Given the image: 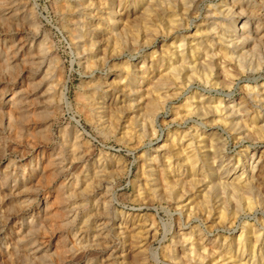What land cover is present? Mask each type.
Wrapping results in <instances>:
<instances>
[{
  "label": "bare ground",
  "instance_id": "obj_1",
  "mask_svg": "<svg viewBox=\"0 0 264 264\" xmlns=\"http://www.w3.org/2000/svg\"><path fill=\"white\" fill-rule=\"evenodd\" d=\"M65 2L64 9L72 17L71 24L76 26L77 38L81 42L80 58L89 64L90 58H105L104 55L109 51L111 62L114 61L116 66L118 63L122 65L118 74L100 72L98 75L94 73L87 77L91 84L86 97L94 107L93 120L109 131L113 126H120V122L116 123V115L122 111L121 109L134 112L143 110L147 116H145L147 127L143 126L142 132L150 138L147 143L149 150L144 154L141 163L142 186H138L136 190L135 201L141 200L151 204L154 199L151 201L149 197L164 199L169 196L171 199V195L174 194L175 197L172 198L174 202L171 205L175 209L174 213L184 220V226L180 224L181 227L175 231V236H172L175 240L172 250L168 251L165 248L168 251L164 250L166 257L172 261L186 259L196 264H264V211L258 226L254 222L246 221L237 233L234 226L239 221L240 214L232 211L227 215L226 208L219 202L211 209L213 212L205 209L206 213L202 214V229L197 225L192 226L190 222L192 206L195 204L189 207L187 204L181 205L178 201L186 196L187 186L193 189L201 183L210 184V188H215V191L231 190L245 198L247 211L254 209L257 201L254 204V201L245 195L256 193L259 197L255 199L263 204L264 208V148L259 149L258 143L252 142L243 146L240 154L228 155L224 146L226 140L220 141L216 131L220 125L233 129L232 140L236 143L251 139L253 135L264 142V0H65ZM33 4L31 0H0L1 24L10 28L13 26L21 28V25L26 23L27 29L33 31L32 37L27 38L6 36L5 32H0V67L9 69L22 63L34 67L36 72L27 77V83L35 90L33 95L37 104L47 102L45 110L51 109L49 112L54 116L52 118L56 119L62 113L64 103L67 104L69 101L66 95V81L57 95L51 93L54 80L47 77L50 63L45 62L43 55L49 49L46 43L47 36L44 33V37H39L42 21ZM163 18L165 23L160 26L157 23L154 27L153 22L158 19H162L163 22ZM221 20L225 22L222 23ZM134 23H140L142 27L143 32L135 36H140V40H143L146 48H142L145 54L125 59L124 55L117 51L115 40L121 38L125 30H131ZM130 32L127 31L129 34ZM158 37H161L163 42L158 53L156 54L157 51L154 49L148 51ZM195 39L200 40L193 42ZM203 43L208 47L203 46L204 49H201L204 51L200 52ZM209 60H212L214 66ZM198 65L211 67L209 75L212 79L223 75L222 84L213 81V86L221 84L229 88L235 85L244 92V95L239 99L232 98L230 93L225 95L226 99L199 94L184 96L182 104L170 106V113L163 123L173 125L180 119H185V123L191 122L188 118L194 110L203 111L202 114L208 119L194 121L195 125H190V129L176 123L178 126L175 130L168 131L166 137L158 138L155 126L162 116L163 105L168 102L172 105L171 99L181 95L180 91L183 89L181 76L188 74ZM164 68L168 69V72L164 73ZM215 68H218L219 72H216ZM112 77H117L118 81L112 82L114 79L110 81ZM7 83L0 92V114L2 124L4 123L8 131L14 124L15 112H18L19 116L28 112L27 99L30 94L23 95L15 90L17 84L11 87L12 85ZM22 83L23 81L18 82L19 85ZM160 86H165L163 92L158 89L161 93L156 90ZM53 98H56L55 103ZM247 103L251 105L249 109L246 108ZM6 105H10L9 111H4ZM51 122L50 119L46 121L49 125ZM119 130L123 131V128L120 127ZM72 131L76 135L69 142L71 144L68 143L70 150L68 149V153L66 149L65 157L59 153L49 152L45 146H41L34 162L30 158L25 164L26 167L13 165L14 170L20 167V172L12 175L8 171L9 167H6L3 173L4 176H8V180L2 185V189L6 191L4 194L10 204L17 205L24 191L28 189L27 185L33 181L34 175L39 176L46 167L65 169L66 166L69 167L75 161L76 163L79 161L80 165L74 166V172L71 174L68 172L70 175L66 176L59 186L66 194L62 200L68 202L67 206L64 205L67 213L63 220L64 225H75L78 217L75 211L79 208L85 210L82 219L80 218V227L76 225L78 228L72 229L74 243L71 244L69 253L74 254V248L80 250L102 248L104 252L113 249V252L106 254L107 257L104 254L92 257V264H127V258L134 246L139 244L140 248L148 246L150 240L156 236V229L149 226L145 216L136 210H118L113 204L111 189L117 175H113L110 162L104 163L99 157L85 158L83 152L78 150L84 139L82 133L77 134L75 128ZM123 133H126V130ZM188 136L192 140L184 143ZM222 142L224 144H221ZM163 149H169L173 153L164 159L158 157L159 153L153 155V152ZM202 149L205 150V157L201 155ZM173 155L175 159H169ZM28 167L31 168L30 171L27 170ZM261 189L263 192H260ZM35 193L34 198L38 196L37 192ZM47 202L45 201L44 206H38L35 211L30 209L31 202L24 206H20V202L16 212L6 218V224L13 223L15 226L16 221L19 222V228L15 232L17 237L15 251L19 248L16 252L30 261L38 258L37 254L41 251L39 246L43 244L41 241L43 238L40 231H43L47 210L50 208ZM200 202L204 204L206 199L202 197ZM111 211L115 213L114 218ZM27 215L30 216L28 221L25 219ZM225 220L227 229L232 232H227V235L225 231L220 230L221 232L217 231L213 235L207 222L216 221L217 225L224 223ZM110 233L115 236L118 246L114 244L113 239H109ZM47 249L48 247L45 251ZM77 252L79 253L78 250ZM115 253L117 256L109 262L107 258H111ZM117 257H121V261H118Z\"/></svg>",
  "mask_w": 264,
  "mask_h": 264
},
{
  "label": "rangeland",
  "instance_id": "obj_2",
  "mask_svg": "<svg viewBox=\"0 0 264 264\" xmlns=\"http://www.w3.org/2000/svg\"><path fill=\"white\" fill-rule=\"evenodd\" d=\"M64 2L65 0L64 1L63 0H31V3L35 4L42 21L41 29L39 31V37L40 38L44 37L43 35L44 33L47 36V38L46 36L45 38L47 39L46 43L48 44L49 49L45 51L43 55L45 57L44 58L45 62L50 63V71L48 74L49 76L47 75V77L48 78L50 77L51 79L54 80L52 83L53 89L51 90V93L54 95L56 93L58 94V92L62 89L63 82L66 81V93H67L66 95L69 101L67 104L64 103L61 109L62 113L59 114L56 119L52 118L54 116H52L51 113L49 112V110L51 111V109L45 110V106H47V102L44 104L39 102L40 104L38 105L37 101H35L36 99L35 96L33 95V92L35 90H33L30 87V85H28L27 83V77L36 72L35 71L36 69L34 67L26 63H22V64L20 63L21 65L9 69H4L0 67V87H1L0 92L3 89L2 87H5L7 82L8 85H12L11 87H13V84L19 85L18 82L23 81L21 85L19 86L16 85L15 90H18L19 93L23 95L30 94V96L27 99L28 112L23 115L20 114L19 116V113L14 111L16 113V114L14 113L15 120L10 130L7 131L6 127L4 126V123L2 124V116L0 114V228H1L0 229V264H75V263L92 264V259H91L92 257L93 258H95L96 256L99 257L102 254H104V256L107 257L108 252L109 253L110 251L113 252V249L109 251L106 250L104 252L102 248L101 249L85 248L83 250L74 248L75 251L74 254L69 253L71 244L73 245L74 243L72 242L74 240L72 237V229L73 228L75 229L77 227L76 225L80 224V220L82 219L81 216L84 215L85 210L79 208L75 211L78 216L77 217L78 220L76 219L75 221L76 223L74 222L75 225L74 224L64 225L65 221L63 220L67 216V213L65 212L66 210L65 206L68 205V202L62 200L66 197V194H64V190L60 189L59 186L61 182L64 180V178H66V176H69L72 172H74L75 169L74 166L78 167V165H80L79 161H77V163L75 161L74 164L69 166L71 168L67 166L65 167V169L59 167L58 168L46 167L45 171L42 174H39V176L34 175L33 181L29 185H27L28 189H26L23 193V197L20 200L21 204H19L20 202H18L20 206L29 205V203L31 202L30 209L31 211H35L38 206L40 205L44 206L45 201H48L47 203L50 208L47 210L48 215L46 214V222L44 227L42 228L43 231L42 230L40 231V234L43 238L41 240L43 244L39 246L40 250L42 251V252L40 251L39 253L42 254L38 253L37 254L38 258L34 259V261H30L20 256L19 253H17L19 251V248L16 250L17 252L15 251L16 249L15 239L17 238L15 232L16 229L18 230L19 228V222L16 221L15 226L12 225L13 223L6 224L7 222L6 218L8 217V215L12 214L13 212H16L19 205L17 204V202H16L17 205H15V203L10 204L9 199L7 198L6 194H4L6 191L2 189V185L5 182H7L6 180H8V176H4L3 171L6 169V167H9L8 171L12 173V175L15 172L18 171L20 172L21 168L19 167V169L16 168V170H14L13 165L17 164L18 166L26 167L25 164L27 163V161H29L30 158L34 162L37 158L36 155L37 152L39 151L38 148H40L41 146L43 147L45 146L44 148H46L47 151L49 152L59 153L62 157H65L67 154L66 149L68 150L69 145L71 144L69 142H71L72 138L76 135L73 134L72 131L73 128L77 129V134L82 133V136L84 138L83 141L81 142V146H80L81 148L79 147L81 150L78 149L79 151L83 152L82 154L84 155V157L85 158L93 157V159L99 157L104 163L110 162L109 164L111 165V170L114 172L113 175H117V177L115 176V180L111 184V189L113 193V204L118 208V210L121 209L124 211H130L133 209L136 210V212L145 216L148 222L147 224L149 226H152L153 229H156L155 230L156 236H154L155 238L150 240L148 246L141 248H140V244L134 246L135 248H133L130 253L132 255L129 254L127 258L128 261L127 264H188V263L196 264L195 262L190 263V261L186 259L182 261L177 260L178 262L176 260L172 261L170 260V258L166 257L165 255L166 254L165 251L168 252L172 250V248L175 246V240L173 238L175 236L174 234L175 231L181 227L179 226L180 224H182V227L184 226L183 225L184 220L180 219V216L174 213L175 209L172 206L173 205L172 202H174V200L172 199L174 194L171 195L172 201L169 198V196L165 197L164 199L163 197L162 199L161 197H157V199L156 197L155 198L149 197L151 201L154 199L151 202V204L150 202L146 204L141 200L135 201L136 190L138 189V186H142L141 163H143L145 156L144 154L147 153L149 150V146L147 143L150 141L149 136H146L144 132H142L144 131L143 126L147 125L145 124L147 121L146 118L147 116L145 114V111L140 110L139 112H134V111H128L125 108H124L125 110L121 109L123 112L119 111V113L117 112L116 115V123L117 121L120 122V126L119 125L113 126L112 130L109 131L108 129L103 128V126L98 125L97 122L93 120L92 116L94 113V107L91 103H89L86 97L87 93L89 92V90L87 89H89L90 87L89 85L91 84V82L89 83L87 77L91 76V74L94 73L98 75V73L100 72L101 73L116 72V74H118L119 70H121L122 68V65L118 63L116 66L114 65L115 63L114 61H113L114 63L111 62L112 60L109 57L111 56V53L109 51L108 52L110 53V55L107 52L106 55H104L105 58H100V59L98 57L90 58L91 60L89 59L88 61L90 62L89 64L85 63L80 58L82 55L80 53H82V51H80L81 47L79 43L81 42L78 41L79 39L77 38L78 33L77 31H75L76 26L71 24L72 17H70L69 13L66 12L67 10L64 9L66 3ZM177 2H175V4H177ZM221 22L224 23L225 21L221 20ZM157 23L159 24L158 26H160V24L163 25L165 23V19L163 22L162 19H158L156 22L154 21L153 22L154 27L157 25ZM25 24L21 25L22 26L21 28L20 26H13L10 28L5 24L0 23V32H5L6 36L16 35L17 38L19 37L27 38L29 36L32 37L33 35L32 29L31 30L27 29L28 26H26L27 24L26 25ZM193 30H191L190 33H192ZM127 31L128 32L131 31L132 34L131 32L130 34L127 33ZM141 32H143V30L140 23H134V25L131 26V30L130 29L125 30L121 38L115 40L118 48L117 51L123 54L125 59L131 57L143 56L145 54L143 53L144 50L143 48L146 47L144 46L145 44L142 42L143 40L142 41L140 40L141 39L140 36H135L138 34L140 35ZM158 39L154 42V46L150 47L148 51H152L154 49L157 51L156 54L158 53L160 49V45L163 43L161 37H158ZM199 40L200 39H195L193 42ZM205 43L201 45L200 52L201 50L204 49L203 46L208 47V45ZM199 61L201 62L202 58L201 60L199 59ZM84 63L87 65H85ZM209 63L213 65L212 60H209ZM194 70H192L194 71L193 73L192 71H190L188 72V74L185 73L183 77L181 76L180 82L183 85V86L181 85L182 86L181 88H183L180 91L181 95H177L175 96V98L173 97L171 99L173 101L172 105H170L169 102L163 105L162 116L159 118L155 126V128L157 129L156 136L158 138L166 137L165 136L166 133L168 131L172 132V130H175L178 125L190 129L191 127L190 125H195L193 123L194 121L200 122L201 120L205 121V119L206 120L208 119L207 116L205 118V115L202 114L203 111L194 110L189 115L188 118L191 120V122L185 123V119H180V121L178 120L176 122L178 125H176V123L173 125L172 124L168 125L163 123L162 121L164 120L166 121L167 116L170 113V109H171L170 106H176V105L178 106L179 104H182L185 100L184 99L185 97L191 95L198 96L197 94H199L205 97L226 99L227 96L225 95L230 93L232 98L234 97L235 99H239L240 96L244 95V92L240 88H237L235 85L230 86L229 88L225 86L224 87L221 86L222 84L221 82L224 79L223 75L222 76L219 75L217 79L215 78L212 79L211 75H209L211 74L209 72L211 71V67L205 68L204 66L202 67L201 65L200 66L198 65L197 68H195ZM218 70H219L218 68H215L216 72ZM163 72L164 73L168 72V69L164 68ZM111 80H113L112 82H115L116 80L118 81V78L112 77L110 78V81ZM213 81L221 84L215 87L212 85ZM235 81L237 82L238 80ZM164 87L165 86H160L156 88V90L160 89V91L163 92ZM55 100L56 98L55 99L53 98V103H55L54 102ZM159 105L161 106V104ZM246 105H247L246 108L248 109L251 106L249 103H247ZM9 108L10 105L9 106L6 105V107L3 109L4 111H9L10 110ZM119 118L122 120H118ZM49 119L50 121L52 120L50 125L46 123V121H49ZM220 126H218L216 130L218 131L217 138L219 137L220 141L223 139L226 140L225 144L223 142L221 144H224L226 150L228 151L227 153L228 155L233 156L236 154H240L241 153L240 149L244 148L245 145L251 144L252 142H257L258 143L257 145H259V149L264 148L263 139H260L256 135H253V137L251 136V139L243 140L241 143L233 142L232 140V137L234 135L233 129H230L228 127L226 128L222 125ZM120 127L123 128V131L119 130ZM125 130L126 133H123L125 132ZM155 140L156 139H153V141ZM191 140L192 139L190 138V136H188L186 137L184 143H188ZM156 153H159L158 154L159 158L163 157L164 159V157L171 155L173 152H171V150L169 149H163L160 150L159 152H153V155ZM201 155L205 157L206 155L205 150L203 149L201 150ZM174 156L175 155H173L172 158L169 157V159L171 160L175 159ZM207 166L208 164L206 165V167ZM88 168L91 167H87V169ZM67 169L70 170L68 171ZM27 170L30 171L31 168L28 167ZM28 171H26V173ZM209 185L210 184L201 185L200 183L198 184V186H196L197 188H193V189H191L190 186H187L186 196L183 199L178 200L180 201L181 205L187 204L188 206L189 205L192 206L195 204V206H192L193 208V212L191 215L192 220L190 221L192 223L191 224L192 226L197 225L203 229L202 214H204L205 209L211 210L213 206H215V204L216 205L219 204V202L220 204L222 203L221 205H223L226 208V211L228 212L226 213L227 215L228 214L230 215L232 211L233 213L237 212L238 214H240L239 221L236 222L234 226L235 231H237V233L238 231L241 230V226H243L246 221L254 222L258 226V223L260 221L259 219H262L260 217L263 214L262 211H264L263 210L264 208H263V204H260V202L255 199L259 197L256 193L245 195L249 199L254 201L253 202L254 204L255 201H257L256 203L258 204V206L257 204H255L254 209H252L251 211H247L245 209L247 207V203H246L247 201L245 200V198L238 196L236 193L232 192L231 190H227L225 192L224 191L219 192V190L216 189L215 191L214 190L215 188L212 189V187L210 188ZM35 192H37L38 194L36 198H34L33 196L34 194H36ZM260 192H263L262 189ZM202 197L206 199V202L204 203L205 205L201 204L200 202ZM145 198L147 199V197ZM24 202L26 203L28 202V203L25 204ZM111 212L114 218L115 213L114 211ZM171 212L173 213V215H171ZM210 212H213V210H211ZM25 219L28 221L30 219V216L27 215ZM207 223L206 224L210 226V229H212L213 235H215L217 231L220 230L225 231V234H227V232L228 233L232 232L231 230L227 229V225L225 224L226 220L224 223L222 222V224L219 223L220 225L219 224L215 225L216 221L214 222L211 221ZM211 225L214 226L212 227ZM78 227H80V225ZM229 236H230L229 238H231V235ZM109 239H113L114 244H116L117 246L119 245L113 233H110ZM136 246L137 247L139 246L138 248L140 250L137 249ZM180 246L181 245H179V247ZM47 247L48 249L47 251H45ZM165 248L168 251L165 250ZM77 250L79 251V253L77 252ZM116 256L117 255L115 253L113 256H111V258L109 257L107 259L109 262H112V260ZM116 259L118 261H121L122 258L117 257Z\"/></svg>",
  "mask_w": 264,
  "mask_h": 264
}]
</instances>
